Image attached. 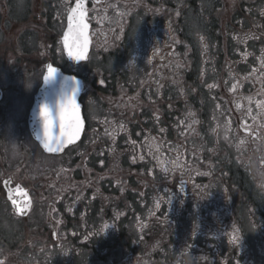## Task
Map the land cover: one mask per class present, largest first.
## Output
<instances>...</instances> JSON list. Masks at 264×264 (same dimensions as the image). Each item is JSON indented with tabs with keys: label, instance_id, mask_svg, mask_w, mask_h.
<instances>
[{
	"label": "flooded vegetation",
	"instance_id": "flooded-vegetation-1",
	"mask_svg": "<svg viewBox=\"0 0 264 264\" xmlns=\"http://www.w3.org/2000/svg\"><path fill=\"white\" fill-rule=\"evenodd\" d=\"M76 2L0 0V264H264V0Z\"/></svg>",
	"mask_w": 264,
	"mask_h": 264
},
{
	"label": "snow or ice",
	"instance_id": "snow-or-ice-1",
	"mask_svg": "<svg viewBox=\"0 0 264 264\" xmlns=\"http://www.w3.org/2000/svg\"><path fill=\"white\" fill-rule=\"evenodd\" d=\"M86 15L84 0H77L75 7L70 9V14L67 17V32L63 36V43L67 48L68 56L77 61L85 59L89 44V25L86 22ZM55 72L56 69L49 66L48 76L45 77V80L53 78ZM76 83L79 84L78 81ZM78 90V87H74L72 93L65 96L61 101L55 113L49 109L47 104L41 106L40 116L43 118L44 147L49 152L59 151L64 144L73 142L80 134L82 120L80 106L76 102ZM54 128L56 129L55 136H53ZM52 144H55L56 147H52ZM232 239L235 242L237 237Z\"/></svg>",
	"mask_w": 264,
	"mask_h": 264
},
{
	"label": "rangeland",
	"instance_id": "rangeland-1",
	"mask_svg": "<svg viewBox=\"0 0 264 264\" xmlns=\"http://www.w3.org/2000/svg\"><path fill=\"white\" fill-rule=\"evenodd\" d=\"M143 214V216H145V212L144 213H142Z\"/></svg>",
	"mask_w": 264,
	"mask_h": 264
}]
</instances>
